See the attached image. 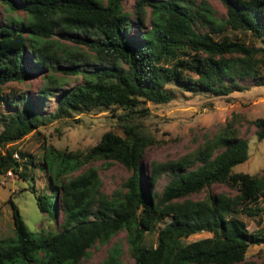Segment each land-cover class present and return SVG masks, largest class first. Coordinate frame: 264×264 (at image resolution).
Wrapping results in <instances>:
<instances>
[{"label": "trees", "instance_id": "obj_1", "mask_svg": "<svg viewBox=\"0 0 264 264\" xmlns=\"http://www.w3.org/2000/svg\"><path fill=\"white\" fill-rule=\"evenodd\" d=\"M122 1L0 0L8 9L20 7L27 17L26 23L11 19L0 25V87L34 76L45 82L35 92L38 104L26 93L5 100L15 106L0 130V174L25 175L22 170L27 161L33 164L32 157L13 144L46 121L109 109L121 129L120 135L103 132L84 151L43 144L50 192L36 193V206L41 214L58 209L61 221L55 232L34 233L9 197L13 227L11 235L0 237V264H78L94 244H105L120 231L132 264H254L244 253L264 242V228L247 231L238 215L260 210L247 201L264 199V174L231 170L246 160L248 149L234 123L224 120L189 152L155 162L145 174L144 150L157 141L134 119L147 114L142 102H168L171 87L224 97L263 85L264 0H219L224 12L219 19L205 0H135L133 18ZM227 31L262 45L230 38ZM55 35L84 47L87 55L62 50ZM53 71L80 74L81 81L61 87ZM49 98L55 99L53 109L41 113ZM251 121L256 138L264 137V117ZM97 160L129 172L109 194L100 191L94 167L82 169ZM161 176L166 180L157 192ZM216 183L234 192H211ZM165 218L154 244L148 242ZM199 231L210 235L184 242ZM120 255L115 244L99 264H123Z\"/></svg>", "mask_w": 264, "mask_h": 264}, {"label": "rangeland", "instance_id": "obj_2", "mask_svg": "<svg viewBox=\"0 0 264 264\" xmlns=\"http://www.w3.org/2000/svg\"><path fill=\"white\" fill-rule=\"evenodd\" d=\"M135 0H123L122 4L132 14V5ZM199 0H195L197 3ZM207 5L214 12V16L219 19L224 16L223 8L219 0H205ZM11 19L27 22L25 12L18 6L13 9L6 8L0 3V25ZM145 26L148 19L144 20ZM227 35H234L246 44L251 42L256 46L262 45L258 40H253L239 31H227ZM61 44V49L70 53H81L87 55V50L79 45L57 37H53ZM84 62V60H81ZM61 63H65L62 61ZM89 68V67H88ZM91 69V68H89ZM53 75L59 78L61 87H69L81 81V75H62L53 71ZM45 82L41 77L34 76L23 82H9L0 87L3 101L0 103V130L4 125L7 115L14 111L13 103L8 105L5 100L15 95L26 93L35 104L39 102L34 99L35 92L42 88ZM169 86V85H167ZM170 87V86H169ZM172 98L166 103L142 102L141 108H145L147 114L142 117L136 116L134 121L147 131L157 142L144 150L142 157V171L148 174L150 165L179 156L189 152L197 143L205 137L212 136L223 125L224 120L234 123L239 136L246 138L247 158L241 163L232 166V171L264 174V137L257 139L254 133V124L251 119L254 117H264V84L252 85L246 90H232L224 97H212V95L196 92L188 93L183 90L171 87ZM14 99H12L13 102ZM15 102V101H14ZM54 98L45 100V103L38 110L41 113L49 112L53 109ZM22 105V103H17ZM112 110L96 109L80 114H71L67 118L60 120L46 121L40 125L36 131L29 132L23 138L13 144L16 151L25 152L31 155L32 163L26 162L24 176L19 177L11 170V175L5 173L0 175V237L12 234V217L8 203L10 197L16 205L26 227L37 234L55 232L61 221V213L58 209L50 211L48 214H41L36 206V193L50 192L49 178L42 167V147L43 144L52 145L56 149L68 151H84L94 144L100 135L110 130L116 134H121V129L116 116L112 115ZM4 147H0V152ZM22 161H19L21 164ZM97 170L100 179V191L109 194L118 188L129 172L121 165L111 162L93 161L85 165ZM10 169V168H9ZM78 172V171H77ZM73 174H76L74 172ZM32 176V177H31ZM165 177L161 176L155 184V191L159 192L165 182ZM34 185L33 193L31 187ZM211 192H228L234 190L227 185L213 184ZM203 195V191L199 193ZM191 197H195L192 195ZM251 206L257 205L260 210L251 216L239 214L238 218L243 222L245 230L251 231L264 228V199L257 197L247 201ZM165 218L159 221L154 232L148 236L147 241L154 244L156 230L166 221ZM210 235L208 231H199L188 236L184 242L193 241L198 237ZM124 232L116 233L105 244H94L88 250V257L80 259L78 264H99L106 255L109 247L119 245L121 249L120 260L123 264H132L133 260L129 255L124 239ZM247 261H254V264H264V242L254 243L248 246L244 253Z\"/></svg>", "mask_w": 264, "mask_h": 264}, {"label": "clouds", "instance_id": "obj_3", "mask_svg": "<svg viewBox=\"0 0 264 264\" xmlns=\"http://www.w3.org/2000/svg\"><path fill=\"white\" fill-rule=\"evenodd\" d=\"M16 155V157L15 156H13V155ZM12 156L14 157V158H16V159H18V156H17V154L16 153H13L12 154ZM6 172H10V170H8V171H6ZM6 172H5V175H6ZM4 174V173H3ZM15 174V173H14ZM1 175V174H0ZM10 175H11V172H10ZM10 175H6V176H10Z\"/></svg>", "mask_w": 264, "mask_h": 264}, {"label": "built area", "instance_id": "obj_4", "mask_svg": "<svg viewBox=\"0 0 264 264\" xmlns=\"http://www.w3.org/2000/svg\"><path fill=\"white\" fill-rule=\"evenodd\" d=\"M13 156H15L16 157V155L14 154ZM6 175H10V172H6Z\"/></svg>", "mask_w": 264, "mask_h": 264}]
</instances>
